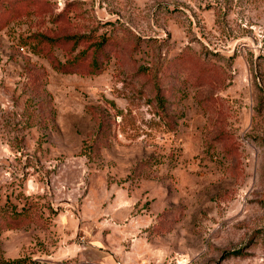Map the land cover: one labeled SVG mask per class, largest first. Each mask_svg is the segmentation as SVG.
<instances>
[{
    "label": "rangeland",
    "instance_id": "374dc122",
    "mask_svg": "<svg viewBox=\"0 0 264 264\" xmlns=\"http://www.w3.org/2000/svg\"><path fill=\"white\" fill-rule=\"evenodd\" d=\"M0 264H264V0H0Z\"/></svg>",
    "mask_w": 264,
    "mask_h": 264
}]
</instances>
